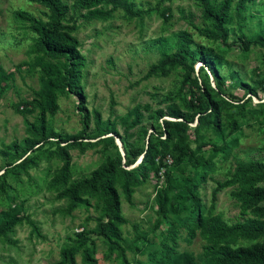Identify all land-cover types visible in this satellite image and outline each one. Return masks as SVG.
<instances>
[{"label": "trees", "instance_id": "16d2710c", "mask_svg": "<svg viewBox=\"0 0 264 264\" xmlns=\"http://www.w3.org/2000/svg\"><path fill=\"white\" fill-rule=\"evenodd\" d=\"M26 1L40 6V14L33 16L18 9L12 12V16L25 23L33 35L26 53L33 55L29 65L37 70V88L31 90L29 100H19L13 107L21 114H34L29 121L24 116L22 118L24 137L18 141L12 140L0 149V155L5 160L0 168V193L12 191L10 181L16 183L20 175L31 180L28 170L36 167L38 160L54 158L59 165L53 169L46 186L54 192V199L65 201V206L59 212L68 214L77 205L89 207V198L97 200L100 212L93 219L92 228L76 231L73 242L59 249L57 264H75L76 254L82 264H96L93 238L97 237L102 238L107 256L114 254L119 264H128L126 251L131 246L120 233V226L127 221L121 214L118 189L122 198L129 202L134 189L145 183L150 175L158 178L159 169L168 166L181 174L179 166L182 163L192 165L194 171H191V175L175 176L170 170H163V185L155 190L156 214L165 219L169 215L171 220L160 248L147 255L145 264H264V185L260 184L264 183V164L247 159L236 161L230 176L221 183L216 182L212 197L217 190L233 185L231 195L237 201L239 210L247 214L238 221L227 223L201 205L196 190L204 181L212 162L200 164L198 157H193L205 145L203 132L209 130L217 137L221 135L223 117L228 134L233 135L238 131L239 124L231 117L230 109L235 108L240 112L248 104L249 113H263L264 55L259 62L262 68L256 66L250 72L254 77L252 84L240 81L236 70H230L226 75L243 89L242 98L228 100L215 88L222 85L224 80L218 70L222 55L215 48L217 43L225 48L236 46L242 53H246L251 46L264 48V30L259 33L242 30L244 0H235L232 7L228 0H221L214 6L205 0H195L201 7L200 18L204 26L194 29L208 44L195 43L186 31H178L172 44L173 51H161L155 62L146 69L142 78L179 70L181 80L173 95L164 97L165 102L169 101L164 107L152 110L147 105H137L127 112L126 119L132 117L128 127L138 126L137 139L141 137L143 145L128 147L121 141L124 161L117 150L114 155L102 151L101 161L86 175L74 179L69 150L83 151L98 145L104 150L108 143L113 142V136L119 137L111 120H100L94 108L85 110V97L80 86L83 62L78 41L73 35L76 21H105L117 9L128 17H140L143 12H133L128 0H72L70 4L63 0ZM164 1L170 0H157L156 5ZM231 20L237 37L228 42L227 24ZM155 41L164 43L167 39L157 38ZM196 62H200L198 69L203 72L201 78L194 69ZM10 76L11 72H5L0 67V82ZM210 78L215 87L211 85ZM184 85L187 86L184 91L187 96L182 98L180 94ZM256 91L263 94V101L256 103L258 108L251 107L249 103L252 96H256ZM67 93L76 97L75 109L79 116L80 128L73 134L57 132L46 121V114H53L56 109L57 97ZM247 94L249 96L245 98ZM47 101L48 106H45ZM141 108L149 110V132L141 125ZM165 115L169 118L165 119ZM192 122L193 127H190L189 123ZM188 128L195 134L194 140L197 142L193 150L189 149L187 141H183ZM106 134L110 136L100 137ZM231 137L232 141L221 139L219 144H213V152L228 153L229 146L236 143V138ZM136 156H140L138 162L130 167ZM164 157L170 158L169 164L162 162ZM197 167L200 171L196 170ZM179 189L184 192V198L174 192ZM182 211L185 213L180 215ZM21 222L28 224L30 232L39 236L34 222L22 214L19 206L11 205L0 210V237L5 238L6 231ZM179 228L184 230L186 242L196 236L202 241L198 255L176 251Z\"/></svg>", "mask_w": 264, "mask_h": 264}, {"label": "rangeland", "instance_id": "374dc122", "mask_svg": "<svg viewBox=\"0 0 264 264\" xmlns=\"http://www.w3.org/2000/svg\"><path fill=\"white\" fill-rule=\"evenodd\" d=\"M63 1L70 4L72 0ZM156 1L128 0L133 12H143L140 17H128L121 9H117L111 18L105 21H76L73 35L78 41V50L83 62L80 86L85 97V110L94 108L98 111L100 120H111L119 137L113 136V142L108 143L104 150L100 145L83 151L69 150L72 179L86 175L92 170L101 161L102 151L114 155L117 150L124 161L121 141L128 147L143 145L141 137L137 139L138 126L128 127L132 117L126 119V114L137 105H147L153 110L169 103L163 99L173 95L181 80V72L170 70L147 78L142 76L161 51H173L172 44L176 32L186 31L193 42L208 44L194 29L204 26L200 18L201 7L195 0H170L158 6ZM205 1L214 6L221 0ZM228 1L232 7L235 0ZM242 4L245 8L242 30L249 33L262 32L264 0H244ZM18 9L33 16H38L42 11L40 6L26 0H0V67L5 72H11L8 79L0 82V149L12 140L18 141L24 137L22 118L24 116L29 121L34 114H21L13 107L19 100H29L32 97L31 90L37 88V70L29 65L33 55L26 53L32 44L33 35L25 27V23L13 18L12 12ZM227 28L228 42L236 40L237 32L232 20L227 24ZM157 38H166L167 41L161 43L155 41ZM215 48L222 55L218 70L224 80L222 85L215 87L210 78L211 85L228 100L236 101L243 97V89L226 75L230 70H236L240 81L252 84L254 77L250 72L256 66L262 68L259 62L260 57L264 55V48L251 46L246 53L240 52L236 46L225 48L218 43ZM185 59L186 55L183 56L184 62ZM199 65L200 62H196L194 69L201 78L203 72L198 69ZM204 71L206 72L205 69ZM186 88L184 85L180 94L182 98L187 96ZM262 95L260 91H256V96H252L249 102L251 107H259L256 103L263 101ZM248 96L247 94L245 98ZM75 104L76 97L73 94L59 95L53 114H46L47 124L57 132L75 133L80 128ZM45 106H48V101ZM247 108L248 104L240 112L235 108L229 110L231 117L239 124L238 131L233 135L227 133L228 127L224 117L220 136L211 134L209 130L202 131L205 145L193 155L198 157L200 164L205 161L212 162L204 181L197 187V197L208 212L218 215L227 223L238 221L247 214L239 210L237 201L231 195L233 185L217 190L212 197L216 182L221 183L230 176L236 161L247 159L264 164V106L262 114L249 113ZM140 110L143 114L141 125L149 132V110ZM164 118L169 117L165 115ZM193 123H189L190 127H193ZM107 136L110 134L100 137ZM194 136L191 128H188L183 139L188 142L191 150L197 143ZM231 136L236 138V143L229 146L228 153L213 152V144H219L221 139L232 141ZM139 157L136 156L130 167L138 162ZM4 162V157L0 155V168ZM162 162L169 164L170 158L164 157ZM58 165L59 162L54 158L40 159L36 167L28 170L31 180L20 175V180L16 183L10 181L12 191L0 193V210L11 205L19 206L22 214L34 222L39 233V236L31 233L30 226L25 222L7 230L6 237H0V264H57L59 249L73 242L74 233L81 228L87 230L94 226L93 219L100 212L97 209V200L93 198H89V207L77 205L68 214L59 212V209L65 206V201L54 199V192L46 186V181ZM179 168L181 174L171 166L166 169L161 167L160 176L156 178L150 175L145 183L134 189L129 202L122 198L118 189L121 214L127 221L120 226V233L131 246V249L126 251L128 264H145L147 255L158 250L161 241L165 239L171 217L168 215L165 219L156 214L154 193L157 186L163 185V170H170L175 176L191 175V171H194L189 163H182ZM196 170L200 171L198 167ZM174 192L184 198L182 189ZM184 213L185 211H182L180 215ZM178 230L176 251L198 255L202 241L196 236L186 242L184 230ZM93 246L96 264H119L114 254L106 255L107 250L102 238H93ZM75 264H82L78 254L75 255Z\"/></svg>", "mask_w": 264, "mask_h": 264}]
</instances>
